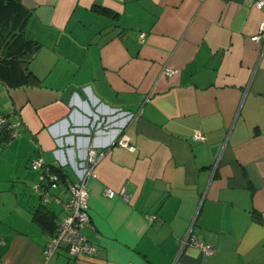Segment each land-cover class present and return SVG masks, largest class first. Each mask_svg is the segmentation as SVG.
<instances>
[{"label": "crops", "instance_id": "1", "mask_svg": "<svg viewBox=\"0 0 264 264\" xmlns=\"http://www.w3.org/2000/svg\"><path fill=\"white\" fill-rule=\"evenodd\" d=\"M20 4L40 45L28 65L38 81L0 84V113L22 122L10 143L0 136V264H44L50 227L35 214L46 207L57 225L65 214L43 205L30 161L41 155L75 182L89 147L104 151L83 229L97 252L72 257L62 245L46 264H264V36L255 40L264 8ZM195 131L205 139L193 140ZM65 181L52 194L64 197ZM105 188L131 200L107 198ZM189 229L213 254L183 244Z\"/></svg>", "mask_w": 264, "mask_h": 264}, {"label": "built area", "instance_id": "2", "mask_svg": "<svg viewBox=\"0 0 264 264\" xmlns=\"http://www.w3.org/2000/svg\"><path fill=\"white\" fill-rule=\"evenodd\" d=\"M253 5L256 9L264 8V0H253ZM258 36L255 40H259L260 36H264V20L258 26ZM145 34L139 36V42L144 41ZM168 73H173L168 70ZM6 119L0 117V126L6 123ZM19 123L10 124L8 129L11 130L10 141L18 134ZM193 140L203 141L204 134L200 131H195L192 134ZM118 144L121 146H128L127 142L119 140ZM130 147V146H129ZM104 156V151L97 150L94 147L86 149L84 162L81 163L78 180L75 182H67V191L64 197L52 194V191L61 188L62 181L57 173L51 171L42 157L31 160L30 165L34 170L39 171V183L32 187L41 197L42 201L47 204L50 202L60 205L65 214L61 218L58 229L54 237L49 238L42 250L44 264L49 262L55 255L57 250L64 245L68 253L72 257L91 256L97 252V247L90 243L83 234V229L89 221V194L88 181L96 177V167ZM103 195L107 198L119 197L122 200L129 202L131 197L128 196L124 190L118 192L105 188ZM190 244L198 248L205 256L213 254V248L209 244H204L201 240L192 235L191 230L187 232V236L183 244Z\"/></svg>", "mask_w": 264, "mask_h": 264}, {"label": "trees", "instance_id": "3", "mask_svg": "<svg viewBox=\"0 0 264 264\" xmlns=\"http://www.w3.org/2000/svg\"><path fill=\"white\" fill-rule=\"evenodd\" d=\"M96 9L103 15L114 17L108 10L101 8ZM28 20L29 13L21 6L20 0H0V84L7 89L19 88L30 83L35 84L38 81V78L30 71L28 65L40 48V45L37 41L25 35V28ZM0 117L5 118L7 121L0 126V136L1 139L8 144L13 140L10 141L11 130L8 129V126L10 124H16L17 122L19 123L17 128L18 134L16 136L18 137L22 122L19 119L13 120L9 115L3 113H0ZM38 157L42 156L38 155L37 158ZM46 165L51 171L58 174L62 182L65 181L66 175L61 168L48 165L47 163ZM42 203L45 206L51 202L45 204L42 201ZM37 211L38 213L35 214V219L45 228L50 227L49 238L54 237L58 225L52 220V217L45 212L46 207H41Z\"/></svg>", "mask_w": 264, "mask_h": 264}, {"label": "rangeland", "instance_id": "4", "mask_svg": "<svg viewBox=\"0 0 264 264\" xmlns=\"http://www.w3.org/2000/svg\"><path fill=\"white\" fill-rule=\"evenodd\" d=\"M27 27V26H26ZM25 35L26 37L31 38L30 34H29V29L27 30V28H25ZM32 39V38H31Z\"/></svg>", "mask_w": 264, "mask_h": 264}]
</instances>
